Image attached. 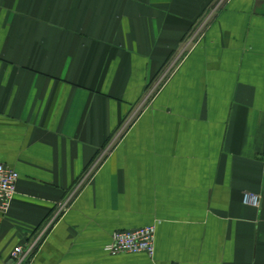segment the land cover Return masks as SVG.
Returning a JSON list of instances; mask_svg holds the SVG:
<instances>
[{"label": "crops", "instance_id": "crops-1", "mask_svg": "<svg viewBox=\"0 0 264 264\" xmlns=\"http://www.w3.org/2000/svg\"><path fill=\"white\" fill-rule=\"evenodd\" d=\"M202 20L30 264H264V0H0V162L20 175L0 264ZM151 224L152 257L106 250Z\"/></svg>", "mask_w": 264, "mask_h": 264}, {"label": "built area", "instance_id": "built-area-1", "mask_svg": "<svg viewBox=\"0 0 264 264\" xmlns=\"http://www.w3.org/2000/svg\"><path fill=\"white\" fill-rule=\"evenodd\" d=\"M205 22L202 20L196 29L191 33L182 50L174 55L170 61L164 66L159 76L153 80L146 88L139 103L130 111L118 129L111 136L106 147L101 151L96 161L84 172V174L77 179V181L70 188L66 196L61 200L52 213L47 217L45 222L37 228L29 237V239L21 245L14 247L11 252V264H30L35 254L36 249L43 241L48 230L61 217V215L68 209L72 200L82 189L84 184L90 179L98 162L112 150L113 145L121 137L124 130L134 121L138 113L150 102V99L158 92L161 85H163L177 67L181 60L182 54L195 40L197 35L201 34ZM19 172L15 168L0 162V212L6 213L9 211L13 199L17 193V185L19 180ZM243 202L259 207L260 196L256 193H245ZM155 232L156 226L154 224L138 227L135 229L116 230L112 234L111 242L106 246V250L111 254L117 253H146L150 257L155 254Z\"/></svg>", "mask_w": 264, "mask_h": 264}, {"label": "rangeland", "instance_id": "rangeland-1", "mask_svg": "<svg viewBox=\"0 0 264 264\" xmlns=\"http://www.w3.org/2000/svg\"><path fill=\"white\" fill-rule=\"evenodd\" d=\"M175 68H176V66H175ZM159 74H160V73H159ZM158 76H159V75H158ZM158 76H157V77H158ZM157 77H156V78H157ZM161 87H162V85H161ZM161 87H160V88H161ZM150 101H151V99H150ZM135 106H136V105H135ZM135 106H134V107H135Z\"/></svg>", "mask_w": 264, "mask_h": 264}]
</instances>
